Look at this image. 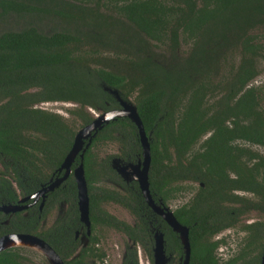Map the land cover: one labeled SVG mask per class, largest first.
Returning <instances> with one entry per match:
<instances>
[{"label":"trees","instance_id":"trees-1","mask_svg":"<svg viewBox=\"0 0 264 264\" xmlns=\"http://www.w3.org/2000/svg\"><path fill=\"white\" fill-rule=\"evenodd\" d=\"M109 3L112 14L101 12L102 0H0V22L8 24L12 17L21 21L0 30V163L11 169L22 195L32 193L52 176L46 170L57 176L78 129L92 122V112L120 108L105 87L116 90L134 104L145 127L153 200L167 203L196 185L193 196L173 211L188 227V264H261L264 158L258 155L256 162L242 166L238 154L224 152L233 136L264 139V129L258 132L256 127L264 128V116L257 110L263 91L248 86L259 74L258 61L264 60L263 46L252 34L264 32V0ZM43 19L52 23L49 30ZM236 50L240 59L234 64L230 56ZM222 64L228 65L227 75L219 78ZM56 102L76 104L68 111L71 120L37 106ZM228 119L235 120L233 129L225 126ZM239 119L252 120L247 131ZM113 142L122 147L120 161L142 158L138 130L129 118H116L97 130L82 159L90 216L100 202L124 205L138 220L135 229L126 226L127 234L150 261L152 238L144 239L136 230L145 233L147 220L164 232L166 252L178 262L183 257L178 235L150 210L136 182L129 188L112 160L96 157L99 145ZM79 162L77 157L72 168ZM106 179L125 192L98 185ZM54 193L70 204L74 224L79 213L72 173ZM2 195L11 199V189L6 187ZM251 212L261 219L245 220ZM32 216L14 214L1 234L36 235ZM239 232L236 252L220 257L217 251ZM43 240L62 259L76 248L72 232L64 244ZM16 253L5 251L0 264H20ZM65 264H82L81 256Z\"/></svg>","mask_w":264,"mask_h":264},{"label":"flooded vegetation","instance_id":"flooded-vegetation-1","mask_svg":"<svg viewBox=\"0 0 264 264\" xmlns=\"http://www.w3.org/2000/svg\"><path fill=\"white\" fill-rule=\"evenodd\" d=\"M255 89L258 92L262 90L260 88H255ZM259 105H260V108L258 107L257 110L259 111L261 116L262 115L264 116V108L261 107L262 106L261 103H259ZM234 121L235 120H231V119L224 121L225 126L228 127L227 129L234 128ZM238 121H239V125L242 126V129L244 131L248 130V126H250L249 122L250 123L252 122L251 119L249 120L239 119ZM256 127H257L258 132L260 130L263 131L264 129L263 127L259 125H256ZM213 132H214V129L209 131L207 133L208 136L212 135ZM226 148L227 150H225L224 154H238L239 155L238 162L242 166L246 164L251 165L252 163L256 162L258 160V159L256 160L258 155L264 158V139L261 142V141H252L246 137L233 136L232 138L227 140ZM250 154H253L254 156L250 157ZM77 157L80 159L79 154L76 156V158ZM118 160H119L120 166L125 165L126 163H131V162H122L120 161V159ZM74 161L72 162L71 167H70V174L71 173L73 174V170L79 165L78 164L77 166H74L72 168ZM112 161H111V166L116 172V174L118 175V177L121 180H123L129 188H132L131 183L136 182V181L130 180V179L129 180L124 179L118 173L117 169L113 167ZM57 170H58V174L55 177L53 176L54 175L53 171L48 170L50 171V174L52 175L49 178L48 182L40 184L39 187L32 193L22 195L20 193L19 188L16 185V182L14 181V179H12L11 169L4 167L0 163V207L4 205L5 206L16 205V206L21 207L20 210L15 211V212L5 213L3 210H0V237L7 235V234H1V233H2V230L5 229L7 225L10 223V219L12 218V216H14V214L21 213L23 216H28V214L31 212V214L33 215L31 220L33 221V227H35V230L37 233L36 235L34 234V236L42 240H43V237H47L51 241L60 240L61 244H64L65 241L67 243L70 233L71 232L73 233V240L74 242H76V248L73 250V254L69 257H66V259H62L60 257L62 261L64 262V264L66 263V261L70 262L71 260L79 256H81L82 264H154L153 263L154 234L155 232L159 231L163 233V247H164L165 254L169 257V260L167 261L166 264H174L171 261V254L169 255L166 252L167 242H166L164 232L159 229V226L154 227L151 224L150 220H147L148 228L145 230V233L148 232L147 234L141 232L139 228H137L136 230H138L137 233L140 236H142L144 239L146 237L152 238L151 239L152 262L150 261V258L143 251V247L139 243H136L131 237L128 236L126 226L132 227L133 229H135L136 223L138 220L136 219L134 215H131V216L130 215L129 216L118 215V213L115 212L114 209H110L111 206H115V205H119V206L126 208L122 204L114 203V202H108V203L100 202L98 207L94 209V214H91L92 216H90L89 203H88V217H89V222H90L89 229H88L87 225L80 220L79 214H78V221H74V224H72L71 214H70V211H71L70 204L66 202V199L60 198L62 196L61 194L58 195L54 193V191L57 190L64 181H62L52 191L46 192L44 196H39L36 199L28 198L27 200H24L21 202V199L25 197H29L30 195L34 194L35 192L39 191L40 189L48 185L51 181L55 180L57 177H61L63 175L64 170L62 169L61 171H59V168ZM2 181L3 182L8 181L9 184L8 183L4 184ZM115 185L117 186V190H119L121 194L125 192L122 185H120L119 183H116ZM6 187H9V189H11L12 191V198L7 199V200L2 195ZM88 201H89V198H88ZM156 203L159 204L160 206L167 207L166 203L162 202L161 200H159ZM76 205H77V201H76ZM148 207L156 216H158L159 218H161L163 222H165L161 216L156 214L151 209L150 206ZM77 210H78V207H77ZM54 213H58L59 216L57 218H54L53 217ZM140 217L145 218L146 216L140 214ZM44 224H46L45 225L47 226L46 228H42ZM70 224H72L73 229L70 228ZM30 235H33V234H30ZM9 249H12L19 254L20 257L17 260L20 264H25L26 260L21 255V253L18 252V250H20L19 247H11V248L0 251V262H1V258L5 256L4 254L5 251ZM31 250H34V249H31ZM141 250L145 254L144 255L145 260H146L145 263L142 262V259H141L142 258ZM39 254L46 264H50V262L46 259V257L43 254L41 253ZM14 258H16V256ZM40 264H43V263H40ZM177 264H182V256L178 258Z\"/></svg>","mask_w":264,"mask_h":264},{"label":"water","instance_id":"water-1","mask_svg":"<svg viewBox=\"0 0 264 264\" xmlns=\"http://www.w3.org/2000/svg\"><path fill=\"white\" fill-rule=\"evenodd\" d=\"M106 90L111 93L116 100L119 102L120 108L112 109L102 113H93L90 109L89 111L93 114V120L88 125L82 127L77 131L71 149L65 156L62 164L59 167V171L64 170L61 177H57L55 180L51 181L48 185L30 195L21 199V202L27 200L28 198H38L39 196H44L48 191H52L56 188L62 181H64L70 174V167L76 156L79 154L81 162L73 170V177L75 179L77 188V207L79 211L80 220L85 223L89 229V217H88V191L87 185L84 177L83 169V154L85 149L88 147L91 138L100 130L105 124L110 121L115 120L119 117L129 118L136 126L138 130L139 140L142 149V158L138 160L137 163H126L120 166L119 160L114 159L112 165L117 169L118 173L126 180H135L138 184L140 192L151 209L162 217V219L169 225L174 233L179 237L182 250V264H188L190 259V243L188 238V227L180 224L175 218L173 212L164 206L157 204L150 193L149 182H148V170L150 166V146L148 136L145 133L142 121L140 120L136 107L131 102L122 100L116 90L105 87ZM88 140V143L84 146V141ZM20 206L8 205L0 207L5 213L15 212L20 210ZM89 232V230H88ZM27 244V246H23ZM11 247H27L38 251L43 254L50 264H64L60 256L55 252V250L44 240L30 234L23 233H12L0 237V251L11 248ZM169 257L165 254L163 247V233L155 232L154 234V249H153V263L154 264H166ZM261 264H264V251L261 258Z\"/></svg>","mask_w":264,"mask_h":264},{"label":"rangeland","instance_id":"rangeland-1","mask_svg":"<svg viewBox=\"0 0 264 264\" xmlns=\"http://www.w3.org/2000/svg\"><path fill=\"white\" fill-rule=\"evenodd\" d=\"M168 3H170V2H168ZM102 4H103V6L100 8L102 13H104V14L114 13L111 10V6H110L111 4L109 3V0H102ZM7 20H8V24L6 21H5L6 23L0 22V30H3L6 27L13 26L15 21H18L19 23L21 22L20 20H16L14 17H12V19L8 18ZM53 23H55V21ZM41 24L43 25V28L45 30H49L51 28V25H52L50 20H47V19H43L41 21ZM252 34H253V36H255L257 42L263 46L262 56L264 57V32L259 29V30H255V31L253 30ZM180 37H181L180 41H181V44L183 46V40L186 38L182 35ZM188 47H189V45L185 43V49H187ZM183 48H184V46H183ZM239 59H240V55H239L238 51L236 50L233 55L231 54L230 60H232L234 62V64H237L239 62ZM228 60H229V57H228ZM257 66L259 69V74L257 75V77L253 81H251L248 84V86L253 87V88L262 89L263 98L261 100V105H262L261 107L264 108V60L258 61ZM227 69H228V65L222 64L220 71H219V78L221 76L227 75ZM214 81H216V80H214ZM210 99L213 101V97ZM75 105L76 104L65 103V102H56V103L38 104L37 106L51 110L57 114L62 115L63 118H65L67 120H71L72 116L69 115L68 111H69V109H71ZM80 129L81 128H79L78 130H80ZM207 136H208V134L205 135L204 137H202L199 140L198 144L196 143L193 146L192 150L193 151L196 150L199 147L200 142H202ZM120 149L122 150V147L119 146L117 142L102 144V145H99L95 149V152L98 153V154H96V157L98 159L109 158L110 160H113V159L119 157ZM46 173H50V171L46 170ZM115 184L116 183H114L108 179L104 180V183L103 182L98 183V185H103V186H106L109 188L117 189V186ZM190 185H191V187L188 191L177 193L172 200H170L166 203L167 207L171 211H174L176 208L184 205L193 196V194L196 190V185L195 184H190ZM110 209H114L115 212L118 213V215H124V216L125 215L126 216L132 215L128 209H126L122 206H119V205L111 206ZM249 215L250 216L246 217L245 220L255 221V220L261 219V216L257 212H251ZM58 216H59L58 213H54V215H53L54 218H57ZM45 225L46 224H44V226L42 228H46L47 226H45ZM240 236H242L240 232L236 233L234 235V239L227 241L226 246L222 247L219 251H217V254H219L220 257H223L224 254L229 255V254L235 253L237 250L236 245L239 242ZM19 248H20V250H18V252L21 253V255L26 260L25 264H40V263L46 264L38 252L31 250L30 248H27V247H19ZM141 255H142V258H141L142 262L145 263V261H146L145 256H144L145 254L142 250H141ZM175 260H177V259H175ZM173 263L177 264V261H174Z\"/></svg>","mask_w":264,"mask_h":264},{"label":"bare ground","instance_id":"bare-ground-1","mask_svg":"<svg viewBox=\"0 0 264 264\" xmlns=\"http://www.w3.org/2000/svg\"><path fill=\"white\" fill-rule=\"evenodd\" d=\"M99 112H100V111H99ZM144 128H145V127H144ZM85 145H86V144H85ZM86 151H87V150H86ZM86 151H85V152H86ZM84 154H85V153H84ZM23 246H26V244H25V245H23Z\"/></svg>","mask_w":264,"mask_h":264}]
</instances>
